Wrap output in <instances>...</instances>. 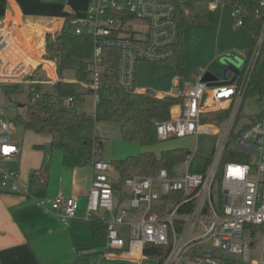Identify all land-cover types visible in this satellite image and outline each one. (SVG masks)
<instances>
[{
	"label": "built area",
	"instance_id": "1",
	"mask_svg": "<svg viewBox=\"0 0 264 264\" xmlns=\"http://www.w3.org/2000/svg\"><path fill=\"white\" fill-rule=\"evenodd\" d=\"M217 4L210 3L209 9L215 10ZM253 16L257 33L232 83L209 86L201 81L206 67L196 70L190 83L181 80L179 84L178 78L173 94L178 101L170 106L167 119L155 122L159 139L201 133L217 137L204 172L188 170L191 153L187 152L179 163L186 165L181 177L173 178V171L166 168L150 175L133 172L123 179L126 191L122 192L113 186L109 162L91 161L85 217L103 213L105 242L90 264L139 263L149 257L157 264H230L232 257L243 264H264V89L260 114L250 123L237 124L252 70L264 48V0L254 7ZM233 17L237 27L243 26L239 8ZM67 26L75 34L91 37L89 82L82 85L90 90L94 105L99 100L107 49L117 51L118 87L135 90L138 62L168 61L179 34L170 0H88L83 13L70 17ZM19 27L17 19L0 21V82L33 86L38 83L36 74L47 69L20 39ZM53 82L52 78L40 80L41 84ZM61 102L74 106L71 97ZM218 110L227 112L223 121L211 116ZM14 131V123L3 111L0 162L19 160L20 145L11 137ZM0 188L23 191L15 167H0ZM36 205L48 210L44 200H37ZM78 206L74 197H56L49 208L68 225ZM121 225H128L127 243L118 234Z\"/></svg>",
	"mask_w": 264,
	"mask_h": 264
},
{
	"label": "trees",
	"instance_id": "2",
	"mask_svg": "<svg viewBox=\"0 0 264 264\" xmlns=\"http://www.w3.org/2000/svg\"><path fill=\"white\" fill-rule=\"evenodd\" d=\"M175 7L179 34L174 55L168 60L178 74H183V44L181 32L184 28H205L212 20L214 10L209 4L216 1L218 4L229 5L233 9L241 10L243 26L253 36L256 35L258 24L253 21V9L259 0H170ZM234 19V17H233ZM55 34L52 32V35ZM48 52L44 51L42 59L52 63L56 69L58 64V80L52 84H41L40 80L48 78L46 74L38 72V83L30 86L28 101L23 105L19 122L26 130L50 136V147L61 151L62 164L68 168H75L98 159L103 149V141L95 130L97 121H114L119 123L120 135L124 140H137L143 146H148L158 139L155 131V122L169 117L170 106L178 98L163 95L158 96L152 89L144 91L126 90L116 84L117 51L107 49V60L102 72V85L98 91L99 100L94 106L92 115L79 111L84 94L79 85L89 82L88 64L92 54V40L88 34H75L69 26L55 37L50 38ZM250 48L246 51L249 52ZM72 70L75 81H67L62 77V71ZM264 57L259 54L250 76L249 89H259L263 83ZM17 85V84H16ZM50 86V89H42ZM16 86L5 84L4 92L13 93ZM248 89V90H249ZM86 91L90 92L89 89ZM71 97L74 106L63 105L61 99ZM186 149L175 148L164 150L160 155L144 151L137 155L126 156L109 162L111 168L118 175V183L114 188H120L125 177L133 172L144 175L155 174L159 169L166 168L173 171L175 165L181 163ZM238 158L241 155L238 154ZM243 159V158H242ZM34 176L39 179L44 176L41 171L35 170ZM93 232L104 239L105 224L93 221ZM103 246V245H102ZM153 249L148 250V253ZM100 251L79 252L76 258L69 263L96 259ZM96 256V257H94Z\"/></svg>",
	"mask_w": 264,
	"mask_h": 264
},
{
	"label": "crops",
	"instance_id": "3",
	"mask_svg": "<svg viewBox=\"0 0 264 264\" xmlns=\"http://www.w3.org/2000/svg\"><path fill=\"white\" fill-rule=\"evenodd\" d=\"M67 2L78 12L66 14L60 7L49 5L47 13L42 10V14L38 12L37 17L27 19L26 13L29 8L26 6V0H0V21L17 19L20 22L18 30L20 39L25 45H30L34 58L43 62L47 69V72H44L46 76L54 81L58 80L59 62L55 69L51 62L42 59V54L48 50L51 36L54 39L67 26L68 19L81 15L88 4V0ZM54 31L55 34L52 35ZM182 76L176 73L173 77L176 88L178 78L181 77L180 84ZM147 88L152 89L158 96L169 95L150 86L136 90L144 91ZM84 100L85 98L83 103ZM26 134L40 137L31 130H26ZM28 139L26 145H23L22 140L12 139L20 145V157L17 162H0L1 168L3 167L1 165H6L10 168H3L15 167L18 170L19 181L23 187V191L19 193L0 188V264H64L73 261L79 252L100 251L95 245L99 238L103 240L100 244L102 247L105 237L101 239L95 235L92 223L101 221L103 213L97 212L91 219L85 217L91 162L68 168L62 164L61 157V163H52L49 154L45 153L43 144L39 143L48 141L50 147V136L46 135L45 140L30 137ZM35 170L41 171L44 176L37 179L33 174ZM118 182V178L113 181L114 184ZM123 189L121 185L116 190L123 192ZM56 197H74L78 200L79 206L75 217L68 225H64L49 208ZM37 200H44L48 210L36 205Z\"/></svg>",
	"mask_w": 264,
	"mask_h": 264
},
{
	"label": "rangeland",
	"instance_id": "4",
	"mask_svg": "<svg viewBox=\"0 0 264 264\" xmlns=\"http://www.w3.org/2000/svg\"><path fill=\"white\" fill-rule=\"evenodd\" d=\"M49 5L60 7L66 14H75L78 12L73 9L71 4H68L67 0H26V6L29 8V11L26 13V18L37 17V13H40L42 10H45L47 13ZM42 13L43 12H41V14ZM213 15V20L205 28H184L181 32L184 58L183 64L185 67L182 74V81L185 83L192 82L196 70L207 67L212 61H217L225 67L232 66L236 69L237 74H239L245 63V52L253 45V35L246 29L237 27L236 20L233 19L234 9L232 7L229 5L217 4V8L214 10ZM27 29L26 27V32H28ZM262 56L264 57V48ZM175 75V70L168 61L138 62L135 72V90L150 86L156 91L166 94L169 93V95L174 94L176 85L173 84V77ZM62 77L67 81H75V75L72 70L66 69L62 71ZM262 80H264V77ZM10 85L16 86L15 91L6 94L4 92L5 83L0 82V121L3 119V111H6L8 119L13 122L15 126V131L11 137L13 140H22L23 145H26V142L29 141L28 137L31 139L38 138L45 140L46 134L33 132L40 137H35L32 134L27 135L26 129H24L19 122L21 112L23 111V105L29 99L30 86L27 83ZM78 87L79 89L83 88V93H85V100L79 111L87 115H92L95 106L92 95L90 92L86 91L82 84ZM41 88L50 89V86H43ZM263 89L264 84L262 83L261 90H248L240 109L237 121L238 125L250 123L260 114L262 111L261 98ZM211 113V116H215L222 121L227 115V112L224 110ZM95 130L98 136L102 138L104 144L99 157L105 162H111L112 160L125 158L130 155H137L144 151L153 152L158 156L164 150L182 148L191 153V159L187 165L188 170L198 173L205 171L210 159V153L217 143L216 136L208 133H201L198 136L186 135L181 137L174 136L168 139L158 138L152 144L143 146L137 140H124L120 135L119 123L114 121H97ZM39 143L43 144L45 153L49 154L52 163H61V151L59 149L50 148L48 141ZM21 162H23V157ZM1 166L10 168L6 165ZM185 169L186 165L184 164L175 165L172 177H181ZM109 176L112 181H116L118 178L114 170L109 172ZM123 190L126 191L125 188ZM140 212L141 210L137 211V214ZM117 231L119 236L127 243L129 232L128 225L117 226ZM102 243L103 240L101 241L98 238L95 245L99 248L98 250L101 249L100 244ZM258 246L259 243L256 241L255 249H257ZM256 251L257 250L254 251V255H256ZM91 260L92 259H89L80 264H90ZM114 261L128 264H157V260L150 257L142 258L139 263L131 260ZM230 264L243 263H241L237 257H232Z\"/></svg>",
	"mask_w": 264,
	"mask_h": 264
},
{
	"label": "water",
	"instance_id": "5",
	"mask_svg": "<svg viewBox=\"0 0 264 264\" xmlns=\"http://www.w3.org/2000/svg\"><path fill=\"white\" fill-rule=\"evenodd\" d=\"M237 75L234 67H225L217 61H212L202 74L201 81L206 82L209 86L231 84Z\"/></svg>",
	"mask_w": 264,
	"mask_h": 264
}]
</instances>
